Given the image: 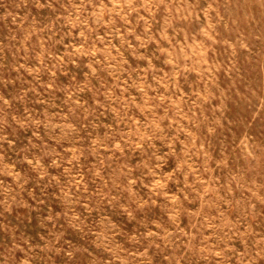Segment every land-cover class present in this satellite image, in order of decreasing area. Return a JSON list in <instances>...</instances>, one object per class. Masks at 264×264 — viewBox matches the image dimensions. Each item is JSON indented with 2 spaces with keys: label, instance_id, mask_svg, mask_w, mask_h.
<instances>
[{
  "label": "rangeland",
  "instance_id": "374dc122",
  "mask_svg": "<svg viewBox=\"0 0 264 264\" xmlns=\"http://www.w3.org/2000/svg\"><path fill=\"white\" fill-rule=\"evenodd\" d=\"M0 264H264V0H0Z\"/></svg>",
  "mask_w": 264,
  "mask_h": 264
}]
</instances>
